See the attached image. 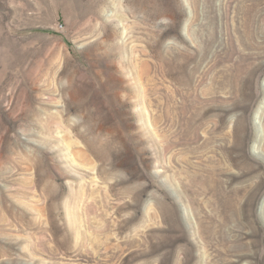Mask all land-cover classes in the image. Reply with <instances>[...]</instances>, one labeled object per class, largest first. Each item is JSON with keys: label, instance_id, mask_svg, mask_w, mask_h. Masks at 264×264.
<instances>
[{"label": "rangeland", "instance_id": "obj_1", "mask_svg": "<svg viewBox=\"0 0 264 264\" xmlns=\"http://www.w3.org/2000/svg\"><path fill=\"white\" fill-rule=\"evenodd\" d=\"M0 264H264V0H0Z\"/></svg>", "mask_w": 264, "mask_h": 264}, {"label": "bare ground", "instance_id": "obj_2", "mask_svg": "<svg viewBox=\"0 0 264 264\" xmlns=\"http://www.w3.org/2000/svg\"><path fill=\"white\" fill-rule=\"evenodd\" d=\"M226 238H227V237H226ZM249 251H250V250H249ZM252 251H253V250H252ZM246 253H247V252H246ZM250 253H251V252H250ZM226 255H227V254H226ZM233 258H234V257H233ZM233 258H232V259H233ZM226 259H227V258H226ZM223 261H224V260H223Z\"/></svg>", "mask_w": 264, "mask_h": 264}]
</instances>
